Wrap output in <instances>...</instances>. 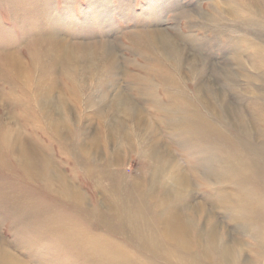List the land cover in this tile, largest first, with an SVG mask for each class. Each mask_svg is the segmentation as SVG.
<instances>
[{
  "label": "rangeland",
  "instance_id": "374dc122",
  "mask_svg": "<svg viewBox=\"0 0 264 264\" xmlns=\"http://www.w3.org/2000/svg\"><path fill=\"white\" fill-rule=\"evenodd\" d=\"M44 1L48 5L47 11L42 15L38 13L41 8L36 10L25 2L17 4L15 0H0V134L9 131L3 138L11 140H4L0 135V241H8L9 248H13L11 251L24 262H29L28 264H183L184 261V264H192L194 257L198 258L199 264L217 263L216 253L210 252V256L213 255L211 263L208 260V250L203 251L205 246L198 245L199 230L206 231L203 224L205 216L199 217L198 223L195 222L197 231L194 226L189 225V248L168 237L162 216L173 214V217L177 215L178 219L186 222L192 220L191 211L186 206L187 201L176 192L173 193L175 189L167 188V176L151 171L149 159L142 150V139L133 122L129 119L124 121L128 138H119L111 133L110 124L114 114L110 106L105 108L99 101L100 94L95 81L97 71H91L89 85L83 86L80 77L64 61L58 70L50 65V53L43 52L46 46L43 47L42 36L47 31L59 30L67 34L74 43L83 41L97 48L104 37L112 38L125 70L124 78L119 77L117 83L123 86L127 96L139 108L145 110L158 129L163 145L170 148L176 161L184 166L193 183V196L196 198L194 206L206 208V215H212L221 230L222 239H228L234 252H242L246 264H264V182L262 184L259 180H252L256 184L246 185L241 170L246 157H254L258 158L257 171L264 172V10H255L247 0ZM24 4L28 6L24 7ZM18 11L22 14L17 13ZM158 30L180 40L181 48L192 46L199 55L210 59L212 64L208 62L205 65L208 77L202 79L206 86L204 95L208 98V107L203 100L205 98L197 90L198 76L189 70L192 76L195 75L191 81V75L187 74L188 66H184V69L179 67V70H175L172 65L168 70L158 68L153 61H148L152 58L151 55L139 47L132 35H148ZM151 53L153 54L152 51ZM10 56L19 60L17 67H11L1 59ZM186 56L187 59H192L191 55ZM95 62L101 65L98 60ZM167 63L170 64L168 61ZM168 64L161 62L164 68H170ZM196 65L201 63L197 62ZM149 69L156 71L152 74ZM245 72L247 75H244ZM172 73L180 82L187 103L184 99H175L178 93L168 90L159 76ZM219 82L224 88L228 87V101L235 106V110L228 109L217 95L210 93V89L218 92V86L222 85ZM103 87L108 99L112 100L114 91L106 88L105 84ZM44 88L45 91H59L67 101L62 111L65 128H62V134L56 133L40 108L39 97L41 93H46ZM183 95L178 96L180 98ZM178 101L185 105L181 103L180 107ZM176 102L180 105L179 108H187L190 117L191 112L205 116L208 127H216V133L212 127L206 133H196L192 129L188 132L189 125L184 124V113L181 115L176 110L179 109ZM188 104L192 107L189 108ZM255 106H259L258 109ZM176 116L179 117V122ZM9 125H12L14 133L10 131ZM15 130H19L29 143V151L17 146L19 137L14 135ZM206 141H210V147ZM86 142L90 144L89 150L85 147ZM233 153L234 156L231 155ZM23 154L29 159V169L23 167L20 159ZM46 164H50L51 168ZM242 189L253 195L245 198V209L236 204L242 203ZM77 194H81L83 200H79ZM15 199H21L17 207ZM126 200L129 206L135 208L138 219L135 218V221H138L139 226L137 232L125 218L123 208ZM83 201L85 204H82ZM61 219H64V223ZM250 220L251 223H247ZM58 225H64L65 229L63 226L58 228ZM247 226H251L250 229ZM261 227L263 230H259ZM254 232L258 238L252 237L251 233ZM192 248L195 249L192 251ZM2 252L3 245L0 257L3 256Z\"/></svg>",
  "mask_w": 264,
  "mask_h": 264
},
{
  "label": "bare ground",
  "instance_id": "6f19581e",
  "mask_svg": "<svg viewBox=\"0 0 264 264\" xmlns=\"http://www.w3.org/2000/svg\"><path fill=\"white\" fill-rule=\"evenodd\" d=\"M17 2V4H19V2H25L27 4H30L34 9H38V8H41V11L38 12L39 14H42L44 15V13L47 11L46 10V7L48 4H45V1L44 0H15ZM228 1H231V0H228ZM227 2V0H226ZM233 2H236V1H233ZM241 2V1H239ZM247 2L249 3L250 6H253L255 8V10L257 11H263L264 10V1L263 0H247ZM26 4V5H27ZM218 4V2H217ZM220 4V2H219ZM234 4V3H233ZM26 5L24 4V7H26ZM28 6V5H27ZM221 6V5H220ZM236 6V5H235ZM22 7V6H21ZM49 7V6H48ZM219 7V6H218ZM240 7H241V4H240ZM246 9V8H245ZM234 10V9H233ZM195 11V10H194ZM226 11V9H225ZM232 11V10H231ZM230 11V13H231ZM242 11V9H241ZM217 12V11H216ZM234 12V11H233ZM17 13H20L22 14L21 11H18ZM25 13V12H24ZM200 13V12H199ZM198 13V14H199ZM206 13V12H205ZM229 12L227 14H230ZM243 13V12H242ZM254 13V12H253ZM184 14V13H183ZM203 14V13H202ZM207 14V13H206ZM210 14V13H209ZM226 14V15H227ZM234 14V13H233ZM244 14V13H243ZM250 14V13H249ZM182 15V14H181ZM253 15V14H251ZM22 16V15H21ZM198 16V15H197ZM200 16V14H199ZM206 16V15H205ZM203 16V17H205ZM229 16V15H228ZM236 16V14H235ZM241 16V15H240ZM247 16V15H246ZM152 17V16H151ZM190 17V16H189ZM231 17V16H230ZM22 18V17H21ZM200 19V17H198ZM218 18V17H217ZM213 19V18H212ZM211 19V20H212ZM229 19V18H228ZM232 19V18H231ZM235 19V18H233ZM259 19V18H258ZM256 19V20H258ZM204 20V19H203ZM208 20V19H206ZM223 20V19H222ZM255 20V19H254ZM24 21V20H23ZM158 21V19H157ZM160 21V20H159ZM216 21V20H215ZM240 21V20H239ZM244 21V20H242ZM205 22V20H204ZM208 22V21H207ZM213 22V21H211ZM250 22V21H249ZM253 22V21H252ZM140 23V22H139ZM155 23V22H154ZM244 23V22H242ZM251 23V22H250ZM255 23V22H254ZM220 24V23H219ZM256 25V24H255ZM254 25V26H255ZM157 26V25H156ZM160 26V24H159ZM204 26V25H203ZM258 26H259V23H258ZM153 27V26H152ZM150 27V28H152ZM205 27V26H204ZM240 27V26H239ZM144 28V27H143ZM155 28V27H154ZM162 28V27H161ZM202 28V27H200ZM249 28V27H248ZM257 28V27H256ZM255 28V29H256ZM160 29V28H159ZM152 30V29H151ZM150 31V30H148ZM148 31H146V33H148ZM243 31V30H242ZM252 29H251V33H252ZM39 32V31H38ZM41 32V31H40ZM258 32V31H257ZM260 32V31H259ZM258 32V33H259ZM206 33V32H205ZM250 33V34H251ZM257 33V34H258ZM261 33H263L261 31ZM39 35V34H38ZM134 37H135V42L139 45V47L143 50H145V52H147L149 55H151L152 58H150L149 56V60L147 58L148 61L151 60V62L153 61V64H156L158 68L160 69H171V65L172 67L175 69V70H179V67L181 69H184V66H188L189 68L187 69L188 72L189 70L198 76V84H197V90L199 92V94L202 96V98H205L203 99L204 102L206 103L207 107H208V98L206 99L205 95H204V91H205V88L206 86L203 84V81L202 79L206 77H208L207 73H206V64L211 63L210 62V59L208 58H204L202 57L201 55H199L196 51H194L192 49V46H186L184 48H181L179 46V41L180 40H177V38H174L172 36H170L169 34H167L166 32L162 31V30H158V31H155V32H150L147 34L145 33H141V34H137V33H134L132 34ZM140 35L142 37H140ZM254 35V34H253ZM41 36V35H40ZM37 37V35H36ZM231 37V36H230ZM233 37V36H232ZM231 37V38H232ZM257 37V35H256ZM255 37V39H256ZM105 39L103 40L102 43H100V47H95L93 44H90V43H86V42H83V41H80V42H73L72 39H70V37L65 34L64 32H60L59 30H53L52 32L51 31H47L43 36H42V42H43V47L46 46V49L45 51L43 50L44 53H50V65L52 66H55L54 67V70H58L59 69V66L61 65V62L64 61L65 62V65L67 67H69L72 71L75 72V74L77 76L80 77V80H81V83L83 84V86L85 85H89V77H90V73L92 70H95L97 71V76L95 78V81L97 82V91L98 93L100 94V103L103 104L105 106V108L109 107L112 108V112H113V119H112V122L110 124V128H111V133L114 135H116V137H119V138H123V137H126L128 138L127 136V133H126V127H125V119H129L131 122H133L136 126V128L138 129V132H139V135L142 139V144H143V153L146 154V156L148 157L149 159V167L151 169V171H154V172H157L159 173L160 175H165L168 177V185L167 188L168 189H175L174 191H172L173 193L176 192L178 195H180V197L182 196L183 199H185L187 202H186V206L188 207V209L191 211V214H192V220L189 219L188 222L182 220V219H178L177 215L173 217V214L172 216H168L166 217L165 215L162 216V220L164 221L165 223V228H166V231H167V234H168V237L172 240H175L176 242H180L185 248H189L190 246V241H191V231H190V227L189 225H192L196 228V231H197V224H195V222H197L198 218L199 217H202V216H205L204 217V221L205 223L203 222L204 224V228L206 229V231L204 232V230H202V232L199 230V234H197V237H198V245H203V251L204 250H208V260L212 263L213 262V258L210 256V252H213L216 253L215 254V258H217V263L215 264H246L245 261H244V257H243V254H241L242 252H234V250L232 249L233 248V245L230 244V242L227 240H223L222 239V233H221V230H219L216 222L213 220V216L212 215H206V208H204L203 206H199V205H195L194 206V202H195V195L193 196L194 192H193V183L190 181V178H189V174L185 172L184 170V166H182L180 163H178L176 161V158L173 156L170 148H167V146L165 147L163 145V141L160 137V133L158 132V129H156V127L154 126V124L150 121L149 119V116L146 114L145 110L144 109H141L139 108L126 94V92L123 90V86L122 85H118V78L119 77H122L124 78L125 76V70L124 68L122 67V63H121V60H120V57H119V54H118V50L115 46V42L112 40V38H106L104 37ZM133 38V37H132ZM243 38V37H242ZM248 38V37H246ZM41 39V38H40ZM183 40V39H181ZM131 41V40H130ZM240 41V40H239ZM238 41V42H239ZM246 41V40H244ZM185 43H187L185 40H184ZM257 43V42H256ZM264 43V42H263ZM3 44V43H2ZM252 44V43H251ZM258 44V43H257ZM261 44V43H259ZM140 49V50H141ZM255 49H256V45H255ZM254 49V50H255ZM238 50V49H236ZM241 50V49H240ZM259 51L261 50V47L258 49ZM257 50V51H258ZM40 49H39V53H40ZM151 51L153 52V54L151 53ZM242 51V50H241ZM250 51V49H249ZM143 51V53H145ZM243 52V51H242ZM241 52V53H242ZM252 52V51H251ZM34 53V52H33ZM38 53V54H39ZM264 53V52H263ZM191 55V60L190 59H187V56L185 57V55ZM234 54V53H233ZM236 54V53H235ZM243 54V53H242ZM48 55V54H47ZM48 55V56H49ZM238 55V52L237 54ZM38 55H36L37 57ZM45 56V55H44ZM258 56V53H256V57ZM249 57H251L249 55ZM252 58V57H251ZM255 58V57H254ZM254 58L252 59L254 61ZM260 58H261V55H260ZM259 58V59H260ZM263 58V56H262ZM3 62L5 63H8L9 65H11V67H17V63H19V60L17 58H15L14 56H10V57H3L1 58ZM39 59V58H38ZM46 59V58H44ZM64 59V60H62ZM36 60V59H35ZM40 60V59H39ZM95 60H98L99 63H101V65L99 64H96ZM146 60V59H144ZM209 60V61H208ZM255 60H257V58H255ZM167 61L170 63L168 64ZM241 61V60H240ZM2 62V63H3ZM41 62V61H40ZM161 62H164L166 64L169 65L170 68H164L162 67L161 65ZM199 62V64L201 63V65L197 66L196 63ZM247 62V61H245ZM249 62H250V59H249ZM255 62V61H254ZM253 62V63H254ZM260 62V61H259ZM263 62H264V59H263ZM261 62V63H263ZM212 64V63H211ZM45 65V64H44ZM49 65V66H50ZM251 66V65H250ZM253 66V65H252ZM44 67V66H43ZM80 67V68H79ZM208 67V66H207ZM258 67V66H257ZM256 67V68H257ZM264 67V66H263ZM77 69V70H76ZM254 69V67H253ZM252 70V69H250ZM149 71H151V73L153 71H156L155 70H151L149 69ZM186 71V69H185ZM184 71V72H185ZM220 71V70H219ZM247 71V70H246ZM253 71V70H252ZM255 71V70H254ZM262 71V69H261ZM22 73V72H21ZM150 73V74H151ZM155 73V72H154ZM152 73V74H154ZM161 73V72H160ZM180 73V72H179ZM187 73V71H186ZM191 73V74H192ZM218 73V72H217ZM223 73V72H222ZM247 72L244 73V75L246 74ZM259 73V72H258ZM152 74H151V77H152ZM185 75V73H183ZM182 74V76H183ZM187 74H190L187 73ZM190 74V75H191ZM192 74V75H193ZM209 74V73H208ZM212 74V73H210ZM260 74V73H259ZM108 76L107 78L104 77V76ZM191 75V81L193 80V78H195L194 76ZM217 77L219 75L216 74ZM214 75V76H216ZM222 75V74H221ZM232 75V73H231ZM247 75V74H246ZM264 75V74H263ZM162 79V81L164 82L163 84H165V87L168 89V90H175L178 94L176 96L175 99H180L183 101V99L186 101L187 103V100L185 98V96L183 95L182 91H181V86H180V82L178 81L177 77L172 73V74H166L164 75V77L161 76V74L159 75ZM212 76V75H211ZM224 76V74H223ZM226 76V74H225ZM227 77V76H226ZM229 77H231L229 75ZM246 78H248V76H245ZM254 77H257V76H254ZM253 77V78H254ZM104 78V79H103ZM106 78V79H105ZM149 78H150V75H149ZM220 78V77H219ZM225 78V77H224ZM187 79V78H186ZM189 79V80H190ZM211 79V78H210ZM209 79V80H210ZM214 79V78H213ZM222 79V78H221ZM226 79V78H225ZM262 79V78H261ZM147 80V79H146ZM216 80V78H215ZM257 80V79H256ZM153 81V80H152ZM190 81V82H191ZM219 81H221L219 79ZM228 81V80H227ZM251 81V80H249ZM253 81V80H252ZM213 82V81H212ZM257 82V81H256ZM56 83V82H55ZM186 83V82H185ZM220 83V82H219ZM230 83V81H229ZM240 83V82H239ZM106 85V88H110V90L114 91V98L112 100L108 99V94L106 93V90L104 89L103 85ZM210 84V83H209ZM222 84V83H220ZM260 84V82H259ZM58 86V84H55ZM213 85V83H212ZM218 85V84H217ZM223 85V84H222ZM219 85L218 86V92L214 91L213 89H210V93L211 94H215L217 95L218 99H220L222 102H224L227 106L228 109H233L235 110V106L230 104V102L228 101V97H227V88H224V85ZM256 85V84H255ZM216 86V85H215ZM227 86V85H226ZM225 86V87H226ZM212 87V86H211ZM261 87V84L259 86V88ZM41 89V88H40ZM30 90V89H29ZM209 89H207L208 91ZM42 91V90H41ZM44 91H45V88H44ZM42 91V92H44ZM196 91V90H195ZM254 91V90H253ZM46 93H41V96L39 97V104H40V108L42 109V111L44 112L45 114V117L50 121L51 123V126L52 128L56 131V133H59V134H62L63 133V130L62 128L64 127L63 126V114H62V111H64V107L67 105V101H65L66 99H64L65 97H63L61 95V93L57 90H47L45 91ZM248 92V91H247ZM246 92V93H247ZM207 93V92H206ZM253 93V92H252ZM36 94V93H35ZM51 94V95H50ZM249 94V92H248ZM29 95V94H28ZM178 95H183L184 97H180ZM214 95V96H215ZM27 97V96H26ZM33 97V96H32ZM78 99V98H77ZM257 99V98H256ZM173 100V99H171ZM192 100V99H191ZM217 100V99H216ZM176 101V100H174ZM181 101V103H182ZM190 101V100H189ZM218 101V100H217ZM255 101V99H254ZM258 101V99H257ZM255 101V103L257 102ZM253 102V101H252ZM179 101H178V104H180L179 106L182 107V103L181 104ZM232 103V102H231ZM254 103V104H255ZM177 102H176V107L179 108ZM211 104V103H210ZM258 104V102H257ZM256 104V105H257ZM260 104V102H259ZM185 105V104H183ZM189 105V104H188ZM221 105V104H219ZM223 105V104H222ZM113 106V107H112ZM115 106V107H114ZM174 107V108H176ZM192 106L189 105V108H191ZM257 107V106H255ZM259 107V106H258ZM257 107V109H258ZM114 108V109H113ZM262 108V106H261ZM264 108V107H263ZM69 109V108H68ZM109 109V108H108ZM237 109V108H236ZM178 111L179 114H183L186 118V121H182L184 122V124L188 126V132L192 129L193 132H196V133H200L201 131H205L204 133L208 132L211 127L209 128L208 126V120H206L204 117H202L198 112L194 114V112H191L192 116L190 117V113L189 111L187 110V108L185 109H176ZM193 110V108H192ZM197 111H198V108H197ZM177 113V114H178ZM201 113V112H200ZM164 114V113H163ZM171 115H173L172 113H170ZM259 116V114H257ZM261 115V114H260ZM180 116V115H178ZM177 117V121L179 122V117ZM183 116V118H184ZM231 116V115H230ZM182 118V117H181ZM180 118V119H181ZM182 118V119H183ZM184 118V119H185ZM259 118V117H258ZM181 119V120H182ZM191 119V120H190ZM110 120V119H109ZM12 121V120H11ZM210 121V120H209ZM260 121V119H259ZM211 122V121H210ZM177 123V122H176ZM175 123V124H176ZM187 123V124H186ZM261 123V122H260ZM5 125V124H4ZM183 125V124H182ZM212 125H214L212 123ZM10 126V125H9ZM184 126V125H183ZM217 126V125H216ZM5 127L6 125L3 127L4 130H5ZM10 131L12 133H14V131H12V125L10 126ZM184 128V127H183ZM186 128V127H185ZM209 128V130H208ZM216 128V127H215ZM215 128L212 127V129L214 130V132L216 133L215 131ZM2 130V128H0ZM65 129V128H63ZM211 129V130H212ZM0 130V131H1ZM183 130V129H182ZM10 132V133H11ZM191 132V131H190ZM210 132V131H209ZM1 133H4L5 135H7L9 133L8 132H1ZM11 133V134H12ZM186 133V132H185ZM4 134H0L2 135L1 137L3 138ZM187 134V133H186ZM191 135V133H189ZM203 134V133H202ZM209 134V133H208ZM243 134V133H242ZM18 138L17 140V143L20 148H25L27 151L30 150V145L29 143H27V141L24 139L23 135L20 133L19 130H15V134ZM180 135V134H179ZM197 135V134H196ZM199 135V134H198ZM204 135V134H203ZM202 135V136H203ZM187 136V135H186ZM200 136V135H199ZM209 136V135H207ZM215 136V135H213ZM218 138H221V135L220 134H217L216 135ZM226 136V135H225ZM193 137V136H192ZM198 137V136H197ZM88 138H91L90 136H88ZM209 138V137H208ZM4 140L6 138H3ZM9 139V138H7ZM6 139V140H7ZM179 139V138H178ZM192 139V138H191ZM229 139V138H228ZM10 140V139H9ZM218 140V139H217ZM11 141V140H10ZM193 141V139H192ZM191 141V143H192ZM203 141V140H202ZM221 141V140H220ZM223 141V140H222ZM234 141V140H233ZM244 141V140H242ZM190 142V141H189ZM194 142V141H193ZM200 143H203L201 141H199ZM205 142V141H204ZM207 142V141H206ZM210 142V141H209ZM209 142H207L209 144ZM231 142V141H230ZM245 142V141H244ZM248 142V141H247ZM6 143V142H5ZM218 143L219 140H218ZM145 144V146H144ZM195 144H196V141H195ZM217 144V143H216ZM253 144V143H252ZM89 145L87 142L85 144V147L87 150H89ZM189 145V144H188ZM193 145V143H192ZM191 145V146H192ZM219 145V144H218ZM218 145H217V148H218ZM237 145V144H236ZM205 146V145H204ZM209 147L211 146L210 144L208 145ZM232 146V144H231ZM239 146V144H238ZM241 146V145H240ZM14 147V146H13ZM93 147V146H92ZM195 147V145L193 146ZM221 146H219L220 148ZM196 148V147H195ZM214 148V147H213ZM216 148V149H217ZM225 148V147H224ZM237 148V147H236ZM236 148H234L236 150ZM240 148V147H239ZM140 149V148H139ZM205 149V147H204ZM221 149V148H220ZM229 150H231L230 148H228ZM241 149V148H240ZM207 150H208V147H207ZM206 150V151H207ZM233 150V151H235ZM245 150V149H244ZM121 151V150H120ZM198 151V150H197ZM219 151V150H218ZM26 152V151H25ZM201 152V151H200ZM199 152V154H200ZM205 152V151H204ZM260 152V151H259ZM198 153V152H197ZM202 153V152H201ZM220 153V152H219ZM218 153V154H219ZM225 153V152H224ZM254 153V152H253ZM141 154V152H140ZM222 154V153H221ZM228 154V152H227ZM240 154V153H239ZM242 154V152H241ZM256 154V153H255ZM216 155V154H215ZM223 155V154H222ZM222 155L220 157H222ZM232 156H234V153L231 154ZM231 155L229 157H231ZM202 156V155H201ZM249 156V155H248ZM254 156V155H253ZM257 156V155H256ZM31 157V156H30ZM122 157V156H121ZM244 157V156H243ZM242 157V159L244 160V158ZM19 158V157H18ZM119 158V157H118ZM22 163H23V167L26 169H29V162L26 158V156L23 154L21 157H20ZM143 159V158H142ZM206 159V158H205ZM209 159V158H207ZM229 159V158H228ZM239 159V158H238ZM258 159V158H257ZM256 158L254 157H250V158H247L245 159V163L242 165V168L241 170H243V176H244V179H245V184L246 185H254V183H252V180L256 181V180H259L262 184L264 182V172L262 171H257L258 168V161H257ZM34 160H35V157H34ZM121 160V158H120ZM212 160V159H211ZM247 160V161H246ZM221 161V160H220ZM228 161V160H227ZM232 161V160H231ZM230 161V163H231ZM46 162V161H45ZM48 162V161H47ZM241 162V161H240ZM21 163V162H20ZM33 163V162H32ZM49 163H51V161H49ZM219 163H222V162H219ZM227 163V162H226ZM229 163V162H228ZM243 163V162H242ZM34 164V163H33ZM45 164V163H44ZM232 164V163H231ZM230 164V165H231ZM47 165V164H46ZM45 165V167H46ZM50 165V164H49ZM47 165V166H49ZM222 166V164H220ZM260 165V164H259ZM44 166V165H43ZM262 166V165H261ZM32 167V165H31ZM36 167V166H35ZM146 167V166H145ZM207 167V166H205ZM225 167V166H224ZM41 170V167H39ZM50 168H51V165H50ZM43 169V168H42ZM48 169V168H47ZM58 170V169H57ZM210 170H211V167H210ZM218 170V169H217ZM221 170H224V169H221ZM227 170V169H226ZM239 170V168H238ZM46 171V170H45ZM150 171V170H149ZM219 171V170H218ZM229 171V170H228ZM49 172V171H48ZM97 172V171H95ZM99 172V171H98ZM212 172V171H211ZM216 172V171H215ZM28 173V172H27ZM51 173V172H50ZM57 173V172H56ZM202 173V172H201ZM232 173V172H231ZM95 174V173H94ZM97 174V173H96ZM188 174V175H187ZM209 174V173H208ZM211 174V173H210ZM217 174V173H216ZM215 174V175H216ZM213 175V174H212ZM211 175V176H212ZM240 175V174H239ZM226 176V175H225ZM231 176V175H230ZM234 176V175H233ZM236 176V175H235ZM103 177V176H102ZM238 177V176H236ZM156 177H153V179H155ZM207 178V177H205ZM229 178V177H228ZM216 179V178H215ZM239 179V178H238ZM99 181V180H98ZM160 181V180H159ZM167 181V180H166ZM165 181V182H166ZM241 181L244 182L241 178ZM161 182V181H160ZM227 182V181H226ZM240 182V181H239ZM103 183V182H102ZM167 183V182H166ZM235 184V181L233 182ZM238 183V182H236ZM71 184V183H69ZM101 184V183H99ZM256 184V183H255ZM74 186V184H71ZM245 186L243 185L242 188H244ZM253 187V186H252ZM256 187V185H255ZM70 188V187H69ZM74 188V187H73ZM166 188V190H168ZM77 189V188H75ZM164 190V191H166ZM252 190L254 191L255 189L252 188ZM69 191V190H68ZM71 191V190H70ZM73 191V190H72ZM76 191V190H75ZM170 191V190H168ZM167 191V192H168ZM243 189H242V203L241 205H238L237 206H243L244 209L245 207L247 206V202H245V198L247 197H250V193L244 191L243 193ZM78 192V191H77ZM236 192V190H235ZM233 192V193H235ZM240 192V191H239ZM255 192V191H254ZM166 193V192H165ZM260 193V192H259ZM132 194V193H131ZM169 194V193H168ZM237 194V193H236ZM70 195V193L68 194ZM78 197H79V200H83L82 198V195L81 194H77ZM125 195V193H124ZM220 195V194H219ZM241 195L239 197H241ZM169 196V195H167ZM173 196V195H172ZM253 196V195H251ZM3 197V196H2ZM158 197V196H157ZM174 197V196H173ZM253 198V197H252ZM78 199V198H77ZM141 199V198H140ZM178 199V198H177ZM225 199V198H224ZM223 199V200H224ZM255 199V198H254ZM259 199V198H258ZM13 200V199H12ZM17 201V199H15ZM21 200V199H19ZM18 200V201H19ZM168 200V199H167ZM227 200V198L225 199ZM229 200V199H228ZM241 200V199H240ZM3 201V200H2ZM18 201L16 202V207H17V203ZM73 201V199H72ZM245 202V203H244ZM15 203V201H14ZM76 203V202H75ZM129 202H127L126 200V203L124 204V213H125V218L129 220V223H130V226L135 229V231H139V226H138V221L136 222L135 221V218H136V215H135V208L134 206H129L128 204ZM227 203H230L227 202ZM34 204H37L36 202H34ZM78 204V203H77ZM82 204H85V201H83ZM180 204V203H179ZM197 204V203H196ZM32 205V204H31ZM34 206V205H32ZM140 206V204H139ZM169 206V205H168ZM227 206V205H225ZM223 206V207H225ZM20 207V206H19ZM23 207V206H22ZM174 207V206H173ZM185 207V206H184ZM30 208V207H29ZM33 208V207H32ZM89 208V207H88ZM140 208V207H139ZM180 208V206H179ZM227 208V207H226ZM257 208V207H256ZM260 207H258V210L260 211L259 209ZM13 209V208H12ZM18 209V208H17ZM171 209V208H170ZM175 209V207H174ZM182 209V208H180ZM179 209V210H180ZM50 210V209H49ZM78 210V209H77ZM163 210V209H162ZM168 210V209H167ZM228 210V209H226ZM232 210V209H231ZM37 211V209H36ZM242 211V210H240ZM251 211V210H250ZM39 212V211H38ZM116 212V211H115ZM147 213V212H146ZM37 214V213H36ZM41 214V213H40ZM137 214V213H136ZM142 214V213H141ZM176 214V213H175ZM48 215V214H47ZM140 215V214H138ZM148 215V214H147ZM257 215V214H256ZM261 215V214H260ZM53 216V215H52ZM58 216V215H57ZM78 216V215H77ZM95 216V215H94ZM188 216V215H187ZM247 216V215H246ZM38 217V216H37ZM176 217V218H175ZM186 217V216H185ZM248 218V217H247ZM251 218V217H250ZM38 219H40L38 217ZM107 219V218H106ZM137 219V218H136ZM141 219V218H140ZM56 220V219H55ZM117 220V219H116ZM138 220V219H137ZM236 220H238L236 218ZM58 221V220H57ZM56 221V222H57ZM59 221H60V218H59ZM62 221V219H61ZM124 221V220H123ZM203 221V220H202ZM243 221V220H242ZM246 221V219L244 220ZM252 220H250V222H247V223H251ZM264 221V220H263ZM40 221H38L39 223ZM42 222V221H41ZM238 222V221H237ZM62 223H64V219L62 221ZM198 223V222H197ZM201 223V222H200ZM244 223V222H243ZM202 224V225H203ZM257 224V223H256ZM56 225V224H55ZM54 225V226H55ZM151 225V224H150ZM241 225V224H240ZM255 225V224H254ZM259 225V224H257ZM264 225V224H263ZM42 226V224H41ZM53 226V227H54ZM60 228L61 226L64 227V225H58ZM69 226V225H68ZM197 226V227H196ZM262 226V225H261ZM50 227V226H49ZM52 227V226H51ZM56 227V226H55ZM145 227V226H144ZM152 227V226H151ZM203 227V226H202ZM249 227V226H247ZM251 227V226H250ZM249 227V229H250ZM253 227V226H252ZM259 227V226H258ZM57 228V227H56ZM156 228V227H155ZM164 228V229H165ZM203 228V229H204ZM221 228V227H220ZM244 228V227H243ZM51 229V228H50ZM65 229V227H64ZM246 229V227H245ZM248 229V228H247ZM261 228H259V230H261ZM264 229V228H263ZM262 229V230H263ZM194 230V229H193ZM52 231V230H51ZM64 231V230H63ZM66 231V230H65ZM161 231V230H160ZM249 231V230H248ZM36 232V231H35ZM67 232V231H66ZM147 232V231H146ZM250 232V231H249ZM257 232V231H255ZM254 232V233H255ZM194 233V232H193ZM251 233L252 237L253 236H256L257 233ZM59 235V233H58ZM76 235V234H75ZM142 235V234H141ZM77 236V235H76ZM81 236V235H80ZM195 236V235H194ZM193 236V237H194ZM134 237V236H133ZM257 237V236H256ZM150 238V237H149ZM154 238V237H153ZM195 238V237H194ZM258 238V237H257ZM135 239V238H134ZM151 239V238H150ZM263 239V238H261ZM1 240V238H0ZM93 240V239H92ZM95 240V239H94ZM98 240V239H97ZM153 240V239H152ZM169 240V239H168ZM223 240V241H222ZM260 241V240H259ZM2 242V245H3V256L0 257V264H11V262L13 261L14 264H28L26 262H24L23 260H21L20 258L17 257V255L11 251V249L13 248H9L8 246V241H0ZM62 242V241H61ZM261 242V241H260ZM92 243V242H91ZM90 243V244H91ZM121 243V242H120ZM158 243V242H157ZM196 243V242H195ZM146 244V243H145ZM150 244V242H149ZM178 244V243H177ZM261 244L263 245V243L261 242ZM1 245V246H2ZM61 245V243H60ZM196 244H194L195 246ZM261 245V246H262ZM1 246H0V249H1ZM85 246V245H84ZM93 246V245H92ZM235 246V245H234ZM260 246V247H261ZM89 247V246H88ZM96 247V246H95ZM157 247V246H156ZM199 247V246H198ZM196 248V247H195ZM195 248H192L191 250L193 251V249ZM264 248V247H263ZM79 249V248H78ZM93 249V247L91 248V250ZM134 249V248H133ZM105 250V249H104ZM150 250V249H149ZM155 250V249H154ZM183 250V248H182ZM189 250V251H191ZM196 250H198V248H196ZM236 250V248H235ZM240 250V249H239ZM237 250V251H239ZM263 250V249H262ZM15 251V250H13ZM90 251V250H89ZM96 251L100 252L99 250L96 249ZM152 251V250H151ZM82 252V251H81ZM94 252H95V249H94ZM207 252V251H206ZM205 252V253H206ZM103 253V252H101ZM236 253V254H235ZM238 253V254H237ZM255 253V252H254ZM98 255V253H97ZM180 255V254H179ZM183 255V254H182ZM186 255V254H185ZM217 255V257H216ZM104 257V255H103ZM145 257V256H144ZM173 257V256H172ZM180 257V256H179ZM183 257V256H182ZM181 257V258H182ZM207 257V256H206ZM261 257V256H260ZM82 258V257H81ZM85 258V257H84ZM179 258V259H181ZM195 259H193L192 261V264H196L198 261L196 257H194ZM263 258V257H262ZM189 258H187L188 260ZM200 259V258H199ZM203 259V258H202ZM202 259H201V262H202ZM92 260V259H91ZM182 260V259H181ZM180 260V261H181ZM259 260V259H258ZM101 261V260H100ZM99 261V262H100ZM183 261V260H182ZM185 262V261H184ZM183 262V264H184ZM189 262V261H187ZM191 262V261H190ZM101 263V262H100ZM128 263V262H127ZM200 262H198L199 264ZM209 263V262H208ZM160 264V263H159ZM176 264V263H174ZM210 264V263H209Z\"/></svg>",
  "mask_w": 264,
  "mask_h": 264
}]
</instances>
